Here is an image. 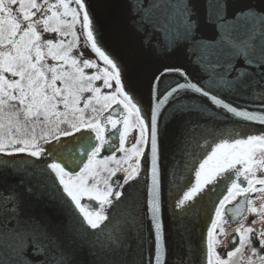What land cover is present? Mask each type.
Masks as SVG:
<instances>
[{
	"label": "snow or ice",
	"instance_id": "snow-or-ice-1",
	"mask_svg": "<svg viewBox=\"0 0 264 264\" xmlns=\"http://www.w3.org/2000/svg\"><path fill=\"white\" fill-rule=\"evenodd\" d=\"M128 9L133 30L150 49L163 55L187 52L193 63L207 73V81L194 83L182 65L162 63L149 78V94L154 102L149 105L147 123L149 116L137 102L138 82L129 65L102 50L94 35L92 0H0V154L33 158L24 160L20 169L31 165L29 175L39 174L40 181L53 188L58 184L90 229L104 232L115 219V228L123 231L129 226L138 229L140 222L134 202L122 220L116 219L124 200L123 193L115 189L124 188L140 176L141 157H146L143 145L150 141L147 211L155 235L156 264H165L158 165L160 110L174 105L177 114L185 110L201 112L182 104V96L190 90L235 117L264 125V115L239 111L211 91L213 87L233 89L237 83L241 88L249 87L247 73L236 69L237 57H243L246 64L256 61L264 67V7L257 8L245 0H133ZM209 23L218 29L215 43L204 42L201 34ZM77 25L104 67L97 69L91 60L72 56ZM42 34H56L58 38L55 42L45 40ZM257 39L261 41L258 46L254 43ZM218 68L223 71L218 72ZM85 69L97 71L89 75ZM234 71L238 73L235 80L228 79ZM169 77L177 79L168 82ZM97 81L102 85L95 86ZM102 88L109 91L104 93ZM85 93L90 95L85 97ZM114 105L122 110L115 111ZM133 129L139 134L131 147H126V137ZM196 131V127L190 129L184 150L191 162L189 165L186 161L184 168L194 172L195 183L178 186L182 195L176 198L175 208L187 212L209 185L223 182L226 194L214 205L206 229L204 264H264V255L255 246L258 241L259 248L264 249V230L254 234L253 228L242 223L235 228L226 257L217 252L221 243L217 236L225 233L224 224L232 226L245 209L264 218V205L259 209L253 206L255 194L264 193V177L257 174L264 171V155L258 158V153L264 154V133L236 132L212 143L201 136V143ZM69 137L74 139H63ZM106 145L108 151L102 156ZM116 153L121 155L117 157ZM133 160L134 164L130 163ZM12 163L0 161L9 166ZM113 164L115 167L110 166ZM121 170L125 175L119 183L113 178ZM177 180L183 181L184 177L174 171L173 183ZM27 191L33 189L28 187ZM238 197L242 199L235 208H229ZM84 199L95 204L86 206L82 204ZM13 200L12 196H0L3 211L14 214L16 220L15 227L8 225V231L0 234V246L19 251L26 238L37 235L43 225L34 217L23 219L16 206L9 210L7 205ZM245 251L249 255L245 256ZM61 261L54 259L53 264Z\"/></svg>",
	"mask_w": 264,
	"mask_h": 264
},
{
	"label": "water",
	"instance_id": "water-1",
	"mask_svg": "<svg viewBox=\"0 0 264 264\" xmlns=\"http://www.w3.org/2000/svg\"><path fill=\"white\" fill-rule=\"evenodd\" d=\"M132 2L133 0H92L96 17L94 35L99 38L102 50H106L113 57L129 65L132 75L138 82L137 102L149 116L147 123H150L149 105L154 101L149 94V78L157 67L162 63L182 65L190 74L192 82L198 84L206 82L208 76L202 71L199 64L193 63L187 52L163 55L150 49L144 43L142 36L132 28L128 9V5ZM245 2L255 5L257 8L264 7V0H245ZM201 34L206 43H215L218 39V29L214 28L211 23L202 29ZM254 43L258 46L261 41L257 39ZM89 47L91 48L90 44ZM93 53L95 54V52ZM234 63L236 69L247 73L249 86L256 84L257 88L254 86L241 88L237 83L233 89L213 87L211 91L239 111L264 115V107L240 104L237 101V99L259 100V96L257 98L256 94L258 90L264 89V67H260L256 61L251 65L246 64L243 57H237ZM217 71L222 72L223 69L218 68ZM237 74L235 71L230 73L228 79L235 80ZM175 79L177 77H169L168 82ZM180 80L183 82L182 78ZM181 102L186 106V109L197 107L202 111L185 110L183 113L177 114L174 105H165L160 110L158 117L159 152L163 151L167 143L169 144L177 134L184 132L187 127H197L201 133H210L215 137L216 142H219L218 138L221 134L218 136L213 134L216 131L223 133V129L227 126L264 128V125L258 122L245 121L243 118L227 113L226 110L212 104L207 98L190 90L182 96ZM113 109L117 112L121 110L116 105L113 106ZM79 135L80 133L76 134V136ZM108 136L111 142V133H108ZM63 139L72 140L74 137ZM116 143L118 144V140ZM45 147L49 146L45 145ZM106 151H108L107 145L101 155L103 156ZM150 155L149 141L146 146L147 158L145 157L147 171L146 175L144 174L146 191L143 213V250L141 251L140 242L135 239L134 234L126 229L122 231L115 228V219L104 232L90 229L58 184L56 188H53L50 183L46 185L41 182L39 174L29 175L28 173L33 171L31 165H25L26 170L20 169V164L24 160H33V158L24 154L13 157L0 154V161L13 162L12 166L0 164V196L14 197V200L8 203L7 208L10 210L16 206L23 219L34 217L43 225L37 235L30 234L26 238L19 251L0 246V264H53L54 259L60 258H62L61 264H156L155 235L147 211V188L151 183ZM35 163L39 164L40 161H35ZM144 175L141 171L137 180H143ZM28 187L33 189L31 193L27 191ZM160 199V218L165 241L163 250L165 264H204L205 237L193 236L186 233L185 229L177 230L175 226H170L172 220L166 219L164 215L162 193ZM3 207V203L0 202V234L8 231V225L16 226L15 215L10 212L5 213ZM38 250H40L39 254H37Z\"/></svg>",
	"mask_w": 264,
	"mask_h": 264
},
{
	"label": "flooded vegetation",
	"instance_id": "flooded-vegetation-1",
	"mask_svg": "<svg viewBox=\"0 0 264 264\" xmlns=\"http://www.w3.org/2000/svg\"><path fill=\"white\" fill-rule=\"evenodd\" d=\"M98 60V59H97ZM256 87V84H253L249 87ZM263 86V85H261ZM257 88V87H256ZM243 91V89H242ZM256 94L257 99L256 101L244 100V99H237L240 104L245 105H252V106H259L264 107V99H261L264 96V89L258 90ZM122 110V109H121ZM120 110V111H121ZM190 127H187L186 130L180 134H177L176 137L170 141V143L166 145V148L163 151L159 152V166L161 172V193L162 199L164 202V215L166 219L172 220L170 226H175L177 230L185 229V232L191 235H200L206 238V229L209 226L210 218L214 214V205L218 202L219 198H222L223 194H226V185L222 182L218 185H209L208 188H213L214 191H208V188L205 189V192L200 194L197 197L196 201L193 204V207L189 208L187 212L182 213L181 210H177L175 208V201L179 195H182L181 191H178V186H181L188 181L191 183H195V175L194 172L189 171L188 169L184 168V163L186 161L191 162L188 160V157L185 155L184 150L188 147V140L190 136ZM196 129H198L196 127ZM236 132H243L245 134H262L264 133V128L255 127V126H227L223 129V133L215 132L213 135H220L224 138H228L229 135L235 134ZM138 130L133 129L130 134L126 137V147H131V145L135 142L136 137L138 136ZM201 136L206 137L209 143H212L215 137H213L210 133L207 132H200L199 130L196 131V139H200V142L203 143L204 140L201 139ZM220 136V137H221ZM216 142V139H215ZM146 146L147 143L143 145L146 153ZM192 146L195 147L194 141L192 142ZM210 151V149H209ZM117 157L121 154L116 153ZM264 155L258 153L259 156ZM142 159V174L146 175L147 166L145 157H141ZM134 160L130 161V163L134 164ZM112 166V165H110ZM115 167V165L113 164ZM198 167V164L196 165ZM127 167V165H124ZM177 171L178 175H183L184 180L180 181L177 180L176 183H173V172ZM259 176L264 177V171L257 173ZM125 173L123 170L118 171L116 177L113 180L122 183L123 177ZM145 175L143 180H135L130 181L129 185H125L124 188H116L115 190H119L123 193L122 200H124V204L121 205L120 209L116 214V219H123V213L127 210L130 203H135V212L138 217L140 224L137 228L128 227L126 230L129 231L131 234H134L135 239H138L140 242V250H143V235H144V220H143V213H144V198H145V191H146V180ZM131 185V186H130ZM186 190V188L184 189ZM254 205L258 209L261 205H264V193H256L255 194ZM114 199V198H113ZM237 201H233L231 205H228L229 208L234 209ZM117 204L120 202L117 201ZM82 204L86 206H92L95 202L88 201L87 199L82 200ZM111 212V209H108ZM227 218V217H226ZM253 220L257 222L255 224L252 223ZM243 224L245 227H251L254 229V234H258L261 230H264V218L258 217L257 215L248 213L246 209L243 211L242 216L237 217L236 222L230 226L229 224H224L225 233L223 235L217 236V240L221 243L217 246V252L219 255L224 258L226 257L227 251L231 250V245L229 241L233 236L236 235L235 228L239 227L240 224ZM173 230V229H172ZM171 230V231H172ZM170 231V232H171ZM238 239V237H237ZM255 246L257 247L259 253L264 255V249L259 248L258 241L255 242ZM245 256L249 255L248 251H245ZM255 259V258H254Z\"/></svg>",
	"mask_w": 264,
	"mask_h": 264
},
{
	"label": "rangeland",
	"instance_id": "rangeland-1",
	"mask_svg": "<svg viewBox=\"0 0 264 264\" xmlns=\"http://www.w3.org/2000/svg\"><path fill=\"white\" fill-rule=\"evenodd\" d=\"M51 2H55V0H51ZM74 6V4L72 5ZM15 7V6H14ZM75 31L77 33V45L76 47L74 48L73 52H72V56L79 59V60H83V59H88V60H91L92 62L96 63L97 64V69L100 68V67H104L102 66V63L99 62L95 57V55L92 54V52L89 50L91 49L89 47V44H88V47L89 49L86 47L83 39H82V36H81V33H80V25H77L76 28H75ZM43 35V38L45 40L47 39H52L54 42L55 40L58 38L56 34H42ZM71 37H69L70 39ZM99 58V57H98ZM48 63H53L51 60L48 61ZM97 69H85V72L89 75L93 74L94 72L97 71ZM9 79H12V77H8ZM114 84V82H113ZM102 85V81H97L95 82V86H101ZM109 91V89H104L102 88V92L104 93H107ZM88 95H90V93H85L84 96L87 97ZM112 167H114L112 165Z\"/></svg>",
	"mask_w": 264,
	"mask_h": 264
},
{
	"label": "trees",
	"instance_id": "trees-1",
	"mask_svg": "<svg viewBox=\"0 0 264 264\" xmlns=\"http://www.w3.org/2000/svg\"><path fill=\"white\" fill-rule=\"evenodd\" d=\"M80 33H81L82 39H83V41H84L86 47L89 49V47H88V43L86 42V38H85V36H84V34H83L82 30H81V27H80ZM89 50H90V49H89ZM90 51H91V50H90ZM97 59H98V58H97ZM99 61H100V59H99ZM100 62L102 63V61H100ZM102 66H104L103 63H102Z\"/></svg>",
	"mask_w": 264,
	"mask_h": 264
}]
</instances>
